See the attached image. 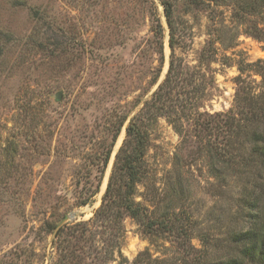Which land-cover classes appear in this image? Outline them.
Wrapping results in <instances>:
<instances>
[{
    "label": "rangeland",
    "instance_id": "rangeland-1",
    "mask_svg": "<svg viewBox=\"0 0 264 264\" xmlns=\"http://www.w3.org/2000/svg\"><path fill=\"white\" fill-rule=\"evenodd\" d=\"M172 54L176 85L144 119L133 195L150 223L96 218L126 126ZM261 107L264 0H0V264L225 257L249 225L244 188L264 172L249 140Z\"/></svg>",
    "mask_w": 264,
    "mask_h": 264
},
{
    "label": "trees",
    "instance_id": "trees-1",
    "mask_svg": "<svg viewBox=\"0 0 264 264\" xmlns=\"http://www.w3.org/2000/svg\"><path fill=\"white\" fill-rule=\"evenodd\" d=\"M166 15L168 16V14ZM170 46L173 48V32L171 33ZM173 61L172 54L163 82L159 84L152 97L144 103L126 126L125 138L115 154L101 205L95 212L96 218L104 219L109 216L117 219L122 211L141 223H150L148 214L145 212L146 207L135 201L133 195L137 184L142 182L145 172L144 155L148 132L144 119L150 120L155 111H163L168 93L171 87L176 85L177 74L171 75ZM259 110V116L253 113L252 117L256 119L264 117V108L261 107ZM240 119H245V117H240ZM239 122L240 120L236 122L235 118H231L228 122L233 126L232 132L235 136L241 128ZM115 139L116 134L111 146L104 153L103 166L108 163ZM249 140L252 153L264 169V127L261 130L253 131ZM230 144L228 143L227 146ZM207 152L213 159L222 161H228L231 157L221 149H209ZM244 190L243 200L248 212L249 225L246 229L233 231L229 239L232 248L227 251L225 257L216 258L210 264H264V172L262 171L250 180L248 188H244ZM186 253L189 254L188 251ZM66 257L68 256L65 255L64 258Z\"/></svg>",
    "mask_w": 264,
    "mask_h": 264
}]
</instances>
